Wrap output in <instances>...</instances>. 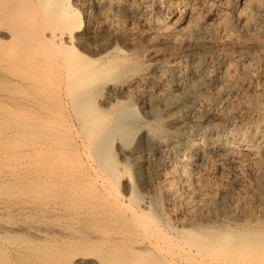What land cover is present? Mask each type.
I'll return each instance as SVG.
<instances>
[{"label":"bare ground","instance_id":"1","mask_svg":"<svg viewBox=\"0 0 264 264\" xmlns=\"http://www.w3.org/2000/svg\"><path fill=\"white\" fill-rule=\"evenodd\" d=\"M80 1L87 11L90 5L97 9V23L92 24L88 15L83 21L67 0H0V264H84L82 261L87 258V264H264V222L235 228L202 222L186 229L185 225L172 226L169 220L159 219L150 202L135 209L130 207L127 212L116 209L114 205H122L126 196L111 193L110 185H115L128 169L120 166L108 147L110 136L124 134L131 126L135 118L133 100L141 95L152 94L160 101L186 89L195 96L197 92L204 93L205 85L211 83H218L219 91L226 94L249 76L251 81L259 79L256 88L264 96V74L249 75L252 50L264 48L260 40L264 38V0H235L239 8L231 0ZM151 4L173 13L185 10V16L178 10L183 17L178 18L182 24L177 31L166 21L157 20L147 23L146 30L140 33L144 41L152 43V48L164 46L156 48L157 52L173 57L162 66L134 57V46V51L127 53L116 43L121 40L130 44L132 40L118 27L125 22H119L145 13ZM226 10L231 12V22L240 27L242 34L249 33L251 39L240 38L235 30L231 31L234 24L231 29L227 19L221 20ZM210 16L220 22L212 19L213 23H209ZM196 48L211 54L204 53L202 57L203 52L197 50L201 56L186 59L189 54L181 55ZM236 51L239 55L232 60L229 55ZM233 70L237 76L231 75ZM123 95L132 101L126 108L116 109L123 104L119 99ZM209 99L196 104L194 114L188 118L195 128L188 133L181 134L180 128L169 131L159 124L148 125L158 140L153 146L162 151L166 144H172L167 141L183 139L182 154L173 156L174 172L186 183L199 181L200 176L188 174L187 166L213 154L222 163L235 167L239 182L244 181V174L236 166L237 161L252 162L255 167L250 171L257 174L258 186L264 187V164L257 160L259 156L264 160V110L257 111L262 102L256 97L250 103L237 104L239 107L224 109L217 105L212 112ZM253 110L258 112L256 121L242 126L237 133L239 138L229 139L235 133V123L220 122H230L245 112L253 114ZM127 114L132 117L130 121L125 118L130 119ZM208 117L220 122L199 127ZM175 121L176 117L170 115L166 126L171 127ZM185 124L186 120H181L177 125ZM75 126L81 136L73 129ZM86 147L94 159H80V151ZM128 154L133 160L139 156L137 149ZM97 167L106 173L101 183ZM168 178L166 175L163 182ZM160 185L171 197L165 188L168 183ZM126 191L129 201L139 197L130 184ZM106 195L112 199L107 200ZM22 215L38 218L46 228L20 225L18 218ZM63 217L76 220L78 227L67 228L70 220L66 226H55L56 230L49 226V220ZM90 250L95 251L94 258L85 256L72 262L77 253L84 255Z\"/></svg>","mask_w":264,"mask_h":264},{"label":"rangeland","instance_id":"2","mask_svg":"<svg viewBox=\"0 0 264 264\" xmlns=\"http://www.w3.org/2000/svg\"><path fill=\"white\" fill-rule=\"evenodd\" d=\"M67 1H68V4L70 7H72L73 9L76 8L75 10H77L79 12V14L81 15V19L83 21H84V19H86V15L89 16L92 24L95 22L97 23L99 21V14H98V11L95 7L90 5V8L88 9L89 11H87L80 4L81 3L80 0H67ZM92 1L93 0L89 1V3ZM232 1H234L233 2L234 6H236L238 8L240 7V4L238 6V3H235V0H231L230 2L232 3ZM71 2H73L74 4ZM161 9L159 6H157V5L155 6V4H151L148 6L145 13H139V14L135 15L137 17L132 16V17L125 18L126 20L125 19L121 20L119 22V24H122L121 22H123V23L125 22V23L122 25H118V27L120 26V28L123 30V33H126V35H131L132 40L129 42L130 44L123 42L121 40L116 41L117 45L119 47H121V49H123L124 51L127 50V53H128V51H129V53H132L136 49L135 53L134 52L132 53V55L135 54V55H133L134 57H136L138 59L140 58V60L141 59L143 60L145 58L143 60V62L153 64V65L159 64L157 66H162V63H163V65H164V63L166 65L168 63L167 61H171L173 57L168 53L163 54L162 51L157 52L156 48L161 49L164 46H159V47L153 46L154 48H152L151 47L152 43L149 44L148 41H146V40L144 41V39H142L140 37L141 31H144L143 29L146 28L147 23H150V22L152 23V22L157 21V20H160L161 22L166 21V23H168L171 28L173 27L172 28L173 30L177 31L179 29V27H181V24H182V23L180 24V22H179V19H180L179 17H181L182 14L183 15L185 14L184 9H181V10L178 9L180 12L183 11V12H181L182 14L180 12H178V10H177V12L173 13V12H171L172 10H170V9H166V8H163L162 10ZM165 11H167L168 13ZM228 11L229 10H226L225 12L223 11L222 14L226 15V16L221 17V20H223L224 18L227 19V21L230 22V24H231V26H230L231 29L233 28V24H234V28L231 31L235 30L234 32L236 33L237 36H239L240 38L244 37V39H247L250 34L245 33V31L243 32V30H242V32L244 35L241 33V29H238L240 27L237 26V24L235 22L234 23L231 22L232 15H231V12L230 11L228 12ZM80 12H82V13H80ZM169 12L171 14H169ZM178 13H180V14H178ZM225 13H227V14H225ZM229 15H231V16H229ZM138 16L139 17L141 16L140 17L141 19ZM173 17H175V18H173ZM213 17L214 16H210L208 22L210 21L213 23V20L216 22L217 19H215V17L214 18ZM143 18H145L146 21ZM156 18H158V19H156ZM142 19L145 21V24H144ZM148 20H149V22H148ZM167 21H169V22H167ZM218 21L220 22V20H217V22ZM140 22H141V24H139ZM173 22H175V23H173ZM175 26H176V28H175ZM235 26H237L236 28L238 30L235 29ZM131 30H132V32H131ZM238 31H239V33H237ZM231 34H232V32H231ZM234 34H233V36H236ZM219 39H223V38H219ZM248 39H251V37H249ZM260 40L262 42H264V38H261ZM134 42H138V43H134ZM147 42L149 45L147 44ZM126 44H127V46H126ZM135 44H136V47H135ZM133 46H134V50H133ZM258 48L255 47L252 50L253 53H251L252 58H253V61H252L253 67L250 66V72H249L250 76L251 75L253 76L254 74L256 75V72H260L259 74H262V75L264 74V70H263L264 69V63H263L264 62V48H260V47H258ZM153 49H154V52H151V50L153 51ZM257 49L258 50L261 49V51H258ZM77 50L80 51L79 49H77ZM197 50H198V52H203L202 50H199V48H196L192 52H188L185 50V51L181 52V55L188 57V54H189V57L186 59H190L192 56L193 57L201 56V53H198ZM256 51H258V52H256ZM139 52H140V54L141 53L142 54L139 55ZM145 52H146V54H145ZM214 52H216V51H213L212 53H214ZM143 53L145 55H143ZM147 53H149L150 55ZM204 53L205 52L202 53V57H204L205 55L208 56L209 54H211V52H206L205 55H204ZM233 53H231V56L229 55V57L232 58V60L236 59V55H239L237 51L233 52ZM257 54L260 56H258ZM232 55H235V56H232ZM142 56H144V57H142ZM150 56H151V59L147 58ZM152 56H154V58ZM158 61H159V63H158ZM239 69L240 68H237V71H239ZM237 71H235V70L231 71V75L237 76L238 75ZM251 72H253V74H251ZM248 77L249 76H247L245 78V81L242 83L243 86L238 85L235 90H233L232 92L226 93V94L223 92H222L223 93L222 94L221 91H219L221 89V86L218 83H211V85L210 84H208L207 86L205 85L204 93L199 92L200 95L197 92V93H195V96H193L192 95L193 93H190L186 89L185 90L183 89V90L173 92L171 94V96H169L166 100L164 99V100L159 101L155 98L154 95L152 97V94H151V96H146V97H144L145 95H141V96H139V99L137 101L133 100L134 104L133 103L132 104H133V109H134L135 115L133 114L132 117L135 116V118L132 119V117H130L131 116L130 114H127V115H129L130 119L127 118L128 116L125 117L127 121L128 120L130 121L132 119L131 120L132 122L130 124L131 126L128 127V130H125L126 133L114 134L108 138L109 139L108 142H110V143H108V147H111V150L114 152L118 162L120 163V166H125L128 169L126 173L122 174V176L119 178L118 182L115 185H113V184L110 185V191H111V193H114V194H116L117 192L124 193V195L127 197V194H126L127 191L126 190H128V186L130 184L139 193V197H136L133 201H129L128 198L124 197V203L120 206L114 205V207L116 209H121V210L124 209L127 212V210L130 207L132 209H135V206L136 207H139V206L142 207V206H144V203L150 202L152 204L151 207L154 208L156 212L158 211L157 214H158L159 219H161L163 221L166 220L167 222L169 220V224L172 226H174L175 223H176L175 226L178 225V227L181 225H185L186 229H189V227H191L192 225H195L197 223L202 224V222L207 223L208 226L209 225L211 226V224L213 225L214 223L217 225V222H218L219 226H221V227H228L229 226L230 228H233V227L235 228L236 225H237V227H241L244 224L245 225L246 224H253L257 221L258 222L259 221L264 222V219H263L264 218V187L258 186V184L260 183V180L257 179V174L255 175V173L253 174L250 171L251 168L255 167L254 165L252 166V162H249L246 159H239L240 160V161L238 160L239 163L237 161L236 166L241 167L243 174H244V178H243L244 181L239 182L237 180V178H235V174H234L235 170H236V169L234 170L235 167L233 168L229 164L224 163V162H223L224 163L223 164L222 161L218 157L213 156V154H209L208 155L209 157L207 156L204 159L205 161L200 160L201 162L197 161V163L195 162V163H192L189 166H187L186 172L188 171L189 172V173L187 172L188 174H194L195 177H198L200 175L198 177V180L200 182L194 181L195 183H198V185L196 184V186H195L194 182L191 184H189V182L186 183V181L183 177H179V174L174 172L176 169L174 168L175 163H174V157L173 156H180V154H182L181 151L183 150V139H181V137H180L174 141H167V143L171 142L172 144L168 143V144H166L165 149H163L162 151H157L153 145H154V142L156 143V142H158V140H156L153 137L154 135L147 129L148 125L154 124V125L158 126V124H159V126H161V127H164V128L166 127L168 130L170 129L169 131H172V129L174 130V129L180 128L181 134L188 133L195 128L194 125H192L190 122H188V118L194 114V111H195L196 106H197L196 104L199 102L202 103L203 100L206 101L209 98L210 99L208 102L211 104L212 112L215 111L214 109H216L217 105H220V106H218V108L222 107L224 109L233 108L234 106L239 107L242 104H244V102H245V104L250 103V100H253L256 97L259 99L260 102L264 103V96H262V94L259 92V89L257 90V88H259V85H260L259 79H257L258 81H256V78H253L251 81L250 77L249 78ZM251 84H253L254 86ZM251 88H252V90L250 91ZM253 88H255V90ZM251 92H253V94ZM256 92H257V94H256ZM203 95H204V97H203ZM252 95H254V96L252 97ZM207 96H210V97H207ZM151 98H153L154 100L152 99V102L150 101V103H149V100H151ZM241 98H242V100H241ZM119 99L123 100V104L121 106L117 107L116 109L126 108L128 106V103H131V101H132V99L130 100L127 97H125L124 95L119 97ZM196 100H197V102H196ZM227 100H228V102H227ZM229 102H230V104H229ZM262 103H260V107H262V108L257 110V111H259V113H261L264 110V104L261 105ZM154 105H156V106H154ZM151 107H153V108L155 107L156 111L158 110L156 112L157 114L153 111V109H151ZM151 110H152V112H151ZM257 111L253 110L252 111L253 114H250V113L246 114V112H245V114L242 113L243 115L240 114L238 116L240 119L238 117H236L237 118V119L235 118L236 120L232 119V121L230 120V122L229 121L220 122V121L214 120L211 117L204 118L201 122L202 125L198 124V126L200 125L199 127H201V126H205L206 124H217L219 122L221 124H226V125L235 123L234 124V127L236 128V129L234 128L235 133L233 135H231L229 137V139L239 138L240 134H237L238 131L240 129H242L243 127L249 126V124H251L252 121H256L255 115H257V113H258ZM170 115H172V117H176V121L172 124L171 127L166 126V121ZM175 115H177V116H175ZM166 117H167V119H165ZM181 120H184V121L186 120V124L184 126L177 125L180 123ZM261 121L262 120H259V122H261ZM160 123H162V124H160ZM178 126H180V127H178ZM198 126H196V127H198ZM236 126H238V127H236ZM132 128H134V129H132ZM73 129L79 131L78 136H81L80 129L77 126L73 127ZM129 129H132V130L130 131ZM128 131L130 133L132 132V134L127 133ZM136 149H137V153L139 156H137L136 160H133L132 158L129 157L128 153H131L133 150H136ZM80 152H81L79 155L80 159L85 160V161L87 159L88 160L94 159L89 154L90 151L87 147ZM210 156H211V158H210ZM257 160H259L258 162L260 164H264V160L261 158V156H259L257 158ZM210 164H212V165H210ZM197 165H198V167H197ZM227 167H229V169ZM256 167H258V165ZM202 168H203V170L198 171V169H202ZM154 171H155V173H154ZM170 171H172V172H170ZM230 171H232V172H230ZM167 172H170V173H167ZM187 173H185V175H188ZM196 173H198V174H196ZM96 175H98V177L101 179L100 180L98 178L100 183L102 182L104 177H106V173L98 167L96 169ZM166 175L169 176V178L163 182V179ZM199 178H201V179H199ZM207 179L209 181H207ZM222 179H223V181H222ZM157 180H158V182H157ZM156 183H159V185L157 186ZM164 183H166V184L168 183V185H166L165 188L170 191L171 197L165 195V193L162 189V186L160 185V184H164ZM204 183H205V185H204ZM234 183H235V185H234ZM239 183H242L243 186ZM160 188H161V190H159ZM199 188H201V189H199ZM189 191H191V193ZM163 195H164V197H163ZM107 198H108L107 200L112 199V197L110 195L107 196ZM198 199H200V200H198ZM209 201H210V203H209ZM186 212H188L189 214H187ZM48 214L51 215L52 213L49 212ZM190 216H192V217H190ZM146 217H149L148 214L146 215ZM183 217H185V219H183ZM64 218H66V220ZM181 219H183L184 221ZM68 220H70V226H66L68 223L65 225V223ZM75 221L76 220L73 221V219H71V218L63 217V218H59V219L49 220V226L50 227L53 226L52 228L54 229L55 226L57 228L58 226L65 225L69 229H72V228L75 229L76 227H78V222H75ZM196 221H198V222H196ZM207 221H209V222H207ZM0 222H1V220H0ZM18 222L20 225H23L24 227H26L28 229H33V228H36L37 226H38V228H41V229L46 228V226H44L42 224V221H39V219L34 217V216H29V215L19 216ZM21 222H22V224H21ZM63 222H64V224H63ZM61 223H62V225H61ZM39 225H41V226H39ZM70 227H72V228H70ZM56 228L54 230H56ZM94 253H95L94 250H90L89 252L85 253L84 255L77 253V255H75L73 257L72 262H74L75 260H78L80 257H85V256L89 257L90 259L94 258V255H93ZM76 257H77V259H76ZM87 257H85V258H87ZM82 262L84 264H87L86 262H89V259L87 258L86 262H85V260H83Z\"/></svg>","mask_w":264,"mask_h":264}]
</instances>
